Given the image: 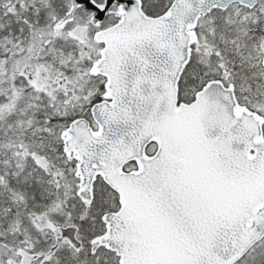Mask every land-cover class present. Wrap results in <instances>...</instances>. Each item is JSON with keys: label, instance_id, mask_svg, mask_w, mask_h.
I'll return each instance as SVG.
<instances>
[{"label": "snow or ice", "instance_id": "obj_1", "mask_svg": "<svg viewBox=\"0 0 264 264\" xmlns=\"http://www.w3.org/2000/svg\"><path fill=\"white\" fill-rule=\"evenodd\" d=\"M0 264H264V0H0Z\"/></svg>", "mask_w": 264, "mask_h": 264}]
</instances>
